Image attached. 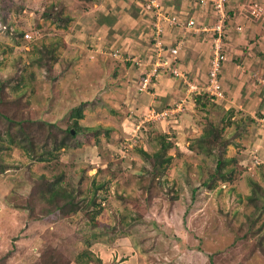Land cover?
I'll use <instances>...</instances> for the list:
<instances>
[{"label": "rangeland", "instance_id": "obj_1", "mask_svg": "<svg viewBox=\"0 0 264 264\" xmlns=\"http://www.w3.org/2000/svg\"><path fill=\"white\" fill-rule=\"evenodd\" d=\"M139 1L141 8L150 3L133 0ZM157 3L170 16L204 24L196 12L207 9L194 0ZM236 3L227 10L233 13ZM106 5L0 0V114L23 122L0 116V264H264V215L250 225L247 201L251 179L264 186V165L256 167L264 160V124L256 120L264 114L228 107L232 97L220 79L222 99L195 105L198 82L213 91L211 61L200 80L185 70L176 76L178 92L167 74L143 88L138 63L156 48L126 18L141 12L118 16ZM143 8L153 32L156 17ZM171 25L161 22L165 46L178 40ZM205 32L213 58L218 47L213 31ZM123 33L134 37L124 48ZM257 81L245 85L249 97L264 91V77ZM79 106L80 128L71 116ZM211 122L229 143L223 155L238 160L229 165L235 168L230 180L208 186L216 157L198 153V138ZM68 127L79 130L70 134ZM161 134L173 147L163 155L170 161L160 165L153 154L163 149ZM59 179L75 205L61 198L63 208L55 209L48 200L47 182Z\"/></svg>", "mask_w": 264, "mask_h": 264}, {"label": "crops", "instance_id": "obj_2", "mask_svg": "<svg viewBox=\"0 0 264 264\" xmlns=\"http://www.w3.org/2000/svg\"><path fill=\"white\" fill-rule=\"evenodd\" d=\"M235 1L237 2L235 4V7H231L234 12L230 13L232 17L230 18V22H228L229 37L227 38L228 40L226 41L227 44L225 47L226 54H228V60L227 62H224L225 64L220 74V80L224 84V87L228 92V96L230 98L232 97L231 101H229L232 105L230 104V106L228 107L233 106L236 108H244V106H246L244 109L251 112L253 116H256V110L259 111L258 115H261L264 114V109L260 111V108H263L264 106V91L257 89V92L255 94H252L253 96L249 97V95H247L249 92H247L245 85L249 84V87H251V81L255 83L258 82L257 78L259 76L264 77V18L260 19V17L255 18L254 16H251L248 10V3L252 0ZM258 1L261 2L264 0ZM132 2L129 6L128 3L125 2H121L119 4L116 3V5L114 6L110 3L109 0H106V4H108L106 5L107 8H111L108 13L118 12V16H121L127 15V11L130 12L133 10L141 12V15H138L136 18H134L135 16L132 15L130 16L132 18L128 16H126V18L127 20L133 21L137 25V29H139L141 35L142 33H145L143 35L145 39H150V34L152 31L150 32L151 28L149 27L151 25V21L149 20V16H145L147 14H144V12L142 11L143 7L141 8L144 2ZM167 6L170 5L167 4ZM143 9L146 10L145 5ZM178 9H183V5H181ZM186 13L191 14L193 12L187 11ZM196 14L198 17H200V19H204V24H206V21L211 19L209 18L210 12L208 10L196 12ZM205 15H208V19H206ZM209 21L207 24H209ZM239 24L242 25L241 30L238 29V27L240 26ZM203 32V34L201 32H192L186 35V38H188L189 40L188 45L182 46L181 56L179 59L180 62L182 61V69L187 72L189 77H194L198 80L202 79V77L204 76V73L201 74L202 76L200 75V69H209L210 61L212 58V50L210 49V52L208 53H206L205 51H209V49L208 46L203 43L204 37L207 35L205 31ZM123 34L124 36L122 40H119L122 48L126 47L129 44L126 41H130L132 45L134 42V37L131 36L130 33ZM181 35L182 34L179 32V34L176 33L174 37L179 39ZM193 63L195 64V67ZM164 77L165 75L162 76V79ZM251 77L257 78L251 79ZM164 79L170 85L169 88L173 87L172 90L174 92L183 90L179 88L177 79L172 77H166ZM186 80L188 79H184V81ZM256 86L258 85H252V87ZM254 101L255 106L248 108V105L253 104Z\"/></svg>", "mask_w": 264, "mask_h": 264}, {"label": "built area", "instance_id": "obj_3", "mask_svg": "<svg viewBox=\"0 0 264 264\" xmlns=\"http://www.w3.org/2000/svg\"><path fill=\"white\" fill-rule=\"evenodd\" d=\"M230 1L231 0H194L197 7L200 9L206 8L210 12L212 26L208 27V24H199L198 19L195 16L186 20L177 16H170L167 14L168 11L163 10L157 3V0H150V3L145 5V9L148 11L151 10L156 17L157 25L155 21L152 28L153 32L150 34L151 42L155 44L156 51L150 54L151 56L148 60H146L145 57L139 60V68L143 69L142 78H140L139 84H141L143 88H147L151 85L153 80H158V75L167 74L172 78L184 75L185 72L182 69L179 59L186 35L192 32L213 31V34L211 35L213 36L215 45L218 47V53H216V56H213L211 60V72L209 71L211 76L209 86L213 88V91L210 92L205 90V86L198 84V88L195 92L207 91L214 96V100L217 101L222 99L223 96L221 95H223V92L220 90L219 79L222 66L226 61L224 59L226 54L225 43L229 32L228 22H230V18L232 17L230 14L231 10H227L228 7L230 8ZM248 9L251 16H258L261 13L264 14V3H261L258 0H252L248 3ZM162 21L171 23V26L178 29L182 34L181 37L171 45L165 46L167 42L165 41V38H163L165 34L164 26H161ZM238 29L240 30L242 27L239 26ZM186 78L187 77H185V79ZM257 122L259 124H264V116L257 118ZM260 163H264V160L260 161L258 164Z\"/></svg>", "mask_w": 264, "mask_h": 264}, {"label": "trees", "instance_id": "obj_4", "mask_svg": "<svg viewBox=\"0 0 264 264\" xmlns=\"http://www.w3.org/2000/svg\"><path fill=\"white\" fill-rule=\"evenodd\" d=\"M107 17V16H106ZM105 20H108V18H104ZM194 99H195V105H203L207 106V104H217L218 100H214V96L210 94V92L207 91H200V92H195L194 93ZM0 116L10 119L8 116L4 114H0ZM71 116H73L76 126L78 124L79 118H83L84 112L83 108L81 106L76 107L75 109L72 110ZM248 120H250V117H247ZM253 121V120H252ZM257 121V120H256ZM10 123L13 124H18V125H23L22 121H14L10 119ZM49 122V121H48ZM80 128V127H79ZM10 129V128H9ZM73 127H68L66 130L70 134H74L76 130H79ZM10 131V130H8ZM22 133L26 134V132L22 129ZM10 134L8 133V136ZM75 136V135H74ZM14 136L10 135V139L13 138ZM161 146H162V151L161 152H155L153 154L155 161L157 163L164 164L165 162H169L170 158H165L164 151L168 150L170 147H173V143L170 140H167V135L161 134ZM29 140L33 141V138L29 137ZM227 141V140H226ZM223 140L221 131L217 125V123H210L209 127L204 130V132L200 135L198 138V143L200 145L199 148L201 150H198V153H205L207 156H215L216 158V166L215 168L211 171L210 174H208L207 179L204 181L205 185L211 186V182L213 183L217 181L219 178L224 179V180H230L231 175L234 172V167H229L230 164L237 162L236 157H226L223 155V152L226 150L225 146L229 143ZM226 144V145H225ZM218 146H221L224 150H222L219 154H216L215 149L218 148ZM198 148V149H199ZM147 153V152H146ZM261 165H264L263 163L256 165V167L259 169L260 167H263ZM209 179V180H208ZM251 183L253 184V191L251 194L247 196V201L250 206H252V210L249 213V217L251 218L250 220V225H255L257 224L263 217L264 215V186L256 180L251 179ZM47 184L50 187V194L48 197L49 201H52L54 204L55 209H61L63 208L62 202H60V199L63 198L64 201L67 199V202L71 203V205H75V195L72 194L67 188L63 186L61 183V179H59L56 182H47ZM262 226V225H261ZM260 226V227H261Z\"/></svg>", "mask_w": 264, "mask_h": 264}, {"label": "clouds", "instance_id": "obj_5", "mask_svg": "<svg viewBox=\"0 0 264 264\" xmlns=\"http://www.w3.org/2000/svg\"><path fill=\"white\" fill-rule=\"evenodd\" d=\"M180 62V61H179ZM181 63V62H180Z\"/></svg>", "mask_w": 264, "mask_h": 264}]
</instances>
